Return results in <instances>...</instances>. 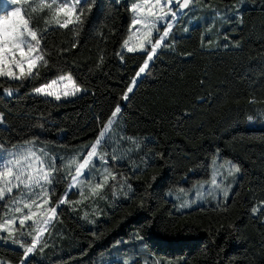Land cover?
<instances>
[{
  "label": "trees",
  "instance_id": "16d2710c",
  "mask_svg": "<svg viewBox=\"0 0 264 264\" xmlns=\"http://www.w3.org/2000/svg\"><path fill=\"white\" fill-rule=\"evenodd\" d=\"M238 2L239 0H195L194 4L200 3L201 8L188 12L175 26L177 54L164 55L163 62L156 63L152 74L140 82L131 102L126 105L128 134L146 136L152 141L147 143L144 153L132 157V161L141 168L136 173L139 180L135 177L132 179L136 190L133 200L110 199L107 206L100 202L98 208L102 210L101 215L89 216L90 220L96 221L95 224L79 219L82 213L62 210L63 238L56 239L53 236L56 247L46 250L43 256L37 254L32 264H101L102 261L103 264H118L126 253L132 254V245L127 248L121 246L112 255H108V250L115 241L128 240L142 222L143 216L151 215L152 212L162 217L159 221L160 230L167 226L170 233L184 237L189 234V229H181L184 224H188L192 237L186 244L177 243L153 249L152 254L156 259L163 257V260L175 261L186 258L187 264H235V261H240L241 264H264V224L253 219L249 213L252 195L250 189L256 191L259 199L260 188L264 186V122L262 119H257L254 123L243 122V114H253L254 109L256 112L264 110V106L260 104L247 103L250 96L254 95L258 99L264 97V28H261V23L264 22V11L261 10L264 0H257L256 4L252 0H246L244 4L245 23L242 31L234 34L235 39L243 38L244 46L240 51L226 50L223 46L211 51L201 50V35L213 24L215 28L210 33L212 36L222 35L223 32L233 33L232 25L219 19L221 15L206 21L204 26L188 24L189 19L198 12L212 16L213 7ZM128 15L123 3L116 5L115 0H96L80 35V47L75 50L74 55L63 57L69 65L73 61L79 62L74 74L95 92V99L89 95L73 103L54 104L42 97L28 95L34 84L9 85L0 80V84L5 87L19 89L11 97L0 89V110L6 113V124L0 126V140L17 143L30 138V135H36L48 142L49 150L60 155H66L73 146L92 140L93 112H98L101 105L106 106L107 100L111 99L109 92L113 96L120 94L123 85L134 75L132 69L137 67V62L142 63L143 58L131 56L123 67L113 58L103 72L92 73H89L88 68L93 65L85 67V62L90 57L95 59L98 45L104 47L94 34L100 25L111 27L115 23L116 28L123 33L127 28ZM185 27L189 29L187 32L184 31ZM72 36L69 30H56L49 33L48 42L51 47H59L61 44L70 46ZM212 36L206 35V40L212 39ZM120 39L121 35H118L107 45L110 58L113 51L118 50ZM181 53L193 55L189 57ZM56 63L60 67L65 66L59 59ZM205 70L209 78L206 81L208 89L228 95V99L215 111L206 104H194L197 96L203 95L205 91L198 84ZM55 75L53 70L48 78ZM242 77L246 79L242 81ZM193 107L197 108L196 115L178 124L176 117L185 110L191 111ZM41 114L48 126L44 130L32 129L30 125L37 122L33 118ZM51 125H58L63 131L58 133ZM217 148L221 150L222 161L232 160L243 169V175L234 186V193L228 201L227 211L222 207H210L209 203L178 210L173 207L174 201L168 197L165 199L163 194L154 196L149 202L151 212L136 211L133 201L144 194L145 182L156 173H163V179L157 182L156 192H161L160 186L163 185L164 193L170 186L178 191L176 185L168 182L179 181L188 169L194 171L188 172L187 180L180 186L187 188L195 181L209 179L210 157ZM153 150L165 153V158L155 159L145 171L144 155ZM132 166V162L127 159L118 165L128 175L131 174ZM62 190V187L58 188V191ZM70 198L77 197L74 195ZM88 211L91 213L92 209L88 208ZM229 224L236 225L238 235L223 230L219 235L216 234V229H220L221 225L226 228ZM4 254L19 257L21 251L17 246L0 241V255ZM101 254L108 257L100 259L103 256Z\"/></svg>",
  "mask_w": 264,
  "mask_h": 264
},
{
  "label": "snow or ice",
  "instance_id": "6c2138e0",
  "mask_svg": "<svg viewBox=\"0 0 264 264\" xmlns=\"http://www.w3.org/2000/svg\"><path fill=\"white\" fill-rule=\"evenodd\" d=\"M245 2L246 0H239L236 4L225 5V14L219 19L232 25L233 33L223 32L222 38L215 42L212 39L206 40V35L202 34L201 50L211 51L220 46L226 50L243 49V38L235 39L234 34H239L243 29ZM122 3L129 14L127 28L121 33L115 23L111 27L101 24L94 34L104 47L97 46L95 59L90 57L85 62V67L92 64L93 67L88 68L89 73L103 72L113 58L122 67L127 65V59L131 56L138 55L143 59L142 63L137 62V67L132 69L134 75L123 85L120 94L113 96L109 92L111 99L107 100L106 106L101 105L98 112H93L91 127L94 138L73 146L66 155L49 150L48 142L36 135H30V138L17 143L0 140V241L11 243L21 251L19 257L0 255V264H32L37 254L43 256L46 250L55 248L56 243L52 237L63 238L62 210L82 213L79 219L95 224L96 221L90 220L89 216L101 215L102 210L98 208L100 202L107 206L110 199L122 198L128 201L136 196L132 179L135 177L139 180L136 173L141 168L132 161V157L144 153L147 143L152 141L146 136L128 134L126 105L131 102L140 82L152 74L156 63L163 62L164 55L177 54L175 26L193 10L195 0H115L116 5ZM252 3L256 4L257 0H252ZM95 4L96 0H6L5 5L0 8V80L9 85L34 84L27 94L42 97L49 103H73L89 95L95 99V92L87 88L79 76L74 74L79 62L73 61L69 65L68 61L63 60V57L74 55L75 50L80 47V35ZM261 10L264 11V5ZM214 28L215 24L206 32L211 33ZM261 28H264V22L261 23ZM56 30L72 32L70 46L49 45V33ZM188 30V27L184 28L185 32ZM118 35H121L118 50H114L110 58L107 45ZM181 55L190 57L193 53ZM58 59L64 67L57 65ZM53 70L56 75L48 78ZM208 79L205 70V74L198 81L200 88L205 91L203 95L197 96L194 104H206L215 111L228 99V95L210 91L206 86ZM244 79L246 77H242V81ZM0 89L9 97L19 91L18 88L5 87L3 84H0ZM247 103L264 106V97L258 99L254 95L250 96ZM196 113V107L191 111L181 112L176 117L177 123L192 119ZM33 119L37 122L30 125L32 129L44 130L48 126L43 114ZM257 119H264V110L256 112L254 109L253 114H243L245 123H254ZM5 124L6 113L0 110V126ZM51 128L58 133L63 131L58 125H51ZM164 158L163 152L153 150L145 153L144 170L155 159ZM126 159L133 165L130 175L118 167ZM210 167V178L195 181L191 187L180 185L187 180L188 172L194 169H188L179 181L168 182L176 185L180 193L177 196L178 205L173 202L174 208L192 209L193 206L207 201L210 207H222L227 211L228 201L234 193V186L243 175V169L232 160L221 161L219 148L210 157ZM161 179L162 171L145 182L144 194L133 201L137 212H151L149 202L154 196L163 194L166 199L173 194L174 188L171 186L164 193L163 185L160 186L161 192H156L157 182ZM61 187L63 190L58 191ZM250 192L252 195L249 213L253 219L264 224V186L260 188L259 199L255 190L250 189ZM74 195L77 198L71 199ZM88 208L92 209L91 213ZM161 219L155 212L144 215L128 240L115 241L113 248L117 250L121 246L127 248L132 245V254L126 253L125 258H121L118 264H187L186 258L166 261L153 256V249L158 250L177 243L186 244L192 239L188 224H184L181 231L188 228L189 234L180 237L170 233L167 226L160 230ZM222 230L239 234L235 224H229L226 228L221 225L220 229H216V234L219 235ZM49 240L52 242L49 243ZM235 264L241 262L235 261Z\"/></svg>",
  "mask_w": 264,
  "mask_h": 264
},
{
  "label": "rangeland",
  "instance_id": "374dc122",
  "mask_svg": "<svg viewBox=\"0 0 264 264\" xmlns=\"http://www.w3.org/2000/svg\"><path fill=\"white\" fill-rule=\"evenodd\" d=\"M5 3H6V0H0V8H2L4 5H5ZM214 5H217V4H214ZM198 9V8H201V4L200 3H196V4H194V8H193V10L191 11V12H193L195 9ZM212 10H213V14H212V16L211 15H208V14H205V13H203V12H198V14L195 16V17H193V18H191V19H189V21H188V24H189V26H194V25H200V26H204V23L206 22V21H209V20H211V19H214L215 17H217V16H222V15H224L223 14V12H225V5H221V6H219L218 8H215V7H213L212 8ZM218 18V17H217ZM187 20H188V18H187ZM206 30L207 29H205L204 30V34L205 35H207V36H212V34H206L207 32H206ZM218 38H222V35H214V36H212V40L215 42ZM262 121L264 122V119H262ZM222 161V160H221ZM210 175H211V167H210ZM210 178V177H209ZM205 187H207V185H205ZM167 193V192H166ZM178 195H180V193L178 192V191H174L173 192V194L171 195V196H167L169 199H171L172 201H174V202H176L177 203V205H178V203H179V201H177V196ZM191 195H194V193H192ZM206 203H208L207 201H203V202H201L200 203V205H202V204H206ZM8 244H10V245H12L11 243H8ZM129 246V245H128ZM115 251H116V249L115 248H111V249H109L108 250V255H112V254H114L115 253ZM106 257H108V256H106V255H103V256H101L100 257V259H105ZM159 257V256H158ZM163 258V257H162ZM161 258V259H162ZM160 259V258H159Z\"/></svg>",
  "mask_w": 264,
  "mask_h": 264
}]
</instances>
